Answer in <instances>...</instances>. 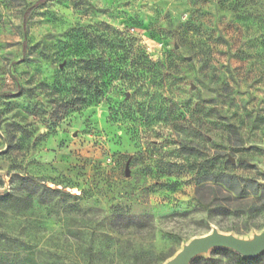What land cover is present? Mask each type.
<instances>
[{
    "label": "rangeland",
    "instance_id": "1",
    "mask_svg": "<svg viewBox=\"0 0 264 264\" xmlns=\"http://www.w3.org/2000/svg\"><path fill=\"white\" fill-rule=\"evenodd\" d=\"M220 172L263 198L264 0H0V264L252 241L264 227L209 209ZM120 215L153 236L117 233Z\"/></svg>",
    "mask_w": 264,
    "mask_h": 264
},
{
    "label": "trees",
    "instance_id": "2",
    "mask_svg": "<svg viewBox=\"0 0 264 264\" xmlns=\"http://www.w3.org/2000/svg\"><path fill=\"white\" fill-rule=\"evenodd\" d=\"M97 94H100V92H97ZM79 100L82 103H87L88 94L81 95ZM228 179L236 183V187L232 186ZM209 181L216 184L215 187H209V189L216 188L218 193L214 202L208 205L213 214L237 218L238 221L242 222V228L234 229L238 233L239 231L248 232L252 229L257 230L264 227V224H261V217H258L264 214V196L263 198H257V191L248 192L251 181L225 172L211 176ZM115 230L119 234H135L147 237L153 236L155 225L151 216L120 215ZM10 240L11 237L8 234L0 232V241ZM103 256L102 253L96 252L90 247L85 258L79 257L76 264H106L102 262ZM166 260L167 257L164 256L152 261L144 263L137 261L132 264H162ZM199 262V264H264V253L257 258L250 259L226 249H217L210 258H201Z\"/></svg>",
    "mask_w": 264,
    "mask_h": 264
},
{
    "label": "water",
    "instance_id": "3",
    "mask_svg": "<svg viewBox=\"0 0 264 264\" xmlns=\"http://www.w3.org/2000/svg\"><path fill=\"white\" fill-rule=\"evenodd\" d=\"M212 249H229L244 258H257L264 253V231L254 240L246 241L214 230L203 237L192 240L166 264H190L196 257Z\"/></svg>",
    "mask_w": 264,
    "mask_h": 264
}]
</instances>
